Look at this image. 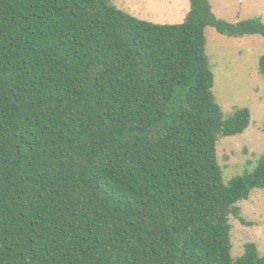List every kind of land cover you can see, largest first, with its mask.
<instances>
[{
    "label": "trees",
    "instance_id": "obj_1",
    "mask_svg": "<svg viewBox=\"0 0 264 264\" xmlns=\"http://www.w3.org/2000/svg\"><path fill=\"white\" fill-rule=\"evenodd\" d=\"M189 2L156 23L112 0H0V264H264L254 244L231 255L264 156L225 180L217 144L251 110L225 117L205 51L208 26L264 22Z\"/></svg>",
    "mask_w": 264,
    "mask_h": 264
},
{
    "label": "rangeland",
    "instance_id": "obj_2",
    "mask_svg": "<svg viewBox=\"0 0 264 264\" xmlns=\"http://www.w3.org/2000/svg\"><path fill=\"white\" fill-rule=\"evenodd\" d=\"M217 17L237 22L261 17L264 0H210ZM119 8L156 23H178L190 9L189 0H112ZM206 54L215 77L214 94L228 117L238 108L251 110V124L242 134L221 137L217 154L226 179L252 171L264 156V75L260 58L264 55V36H229L208 26ZM245 223L231 216V255L242 256L247 244L264 254V190L254 189L240 201Z\"/></svg>",
    "mask_w": 264,
    "mask_h": 264
}]
</instances>
